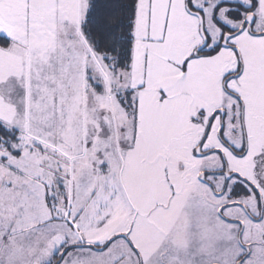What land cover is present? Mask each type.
Listing matches in <instances>:
<instances>
[{
    "label": "snow or ice",
    "instance_id": "snow-or-ice-1",
    "mask_svg": "<svg viewBox=\"0 0 264 264\" xmlns=\"http://www.w3.org/2000/svg\"><path fill=\"white\" fill-rule=\"evenodd\" d=\"M0 264H264V0H0Z\"/></svg>",
    "mask_w": 264,
    "mask_h": 264
}]
</instances>
